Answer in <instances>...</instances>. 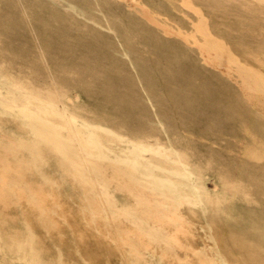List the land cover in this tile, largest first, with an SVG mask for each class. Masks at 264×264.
I'll list each match as a JSON object with an SVG mask.
<instances>
[{
  "label": "rangeland",
  "instance_id": "rangeland-1",
  "mask_svg": "<svg viewBox=\"0 0 264 264\" xmlns=\"http://www.w3.org/2000/svg\"><path fill=\"white\" fill-rule=\"evenodd\" d=\"M1 33L0 78L45 116L37 127L62 131L71 145L82 125L110 148H147L123 146L114 167L96 169L103 163L75 150H49L16 109L0 113L17 126L0 128L12 150L0 154V264H129L128 246L143 264L151 233L140 222L160 242V264H203L189 252L202 250L199 225L211 226L226 256L264 258V170H255L264 169V0H0ZM43 151L56 155L53 168ZM130 165H140L139 183ZM111 192L127 212L102 198Z\"/></svg>",
  "mask_w": 264,
  "mask_h": 264
},
{
  "label": "bare ground",
  "instance_id": "bare-ground-1",
  "mask_svg": "<svg viewBox=\"0 0 264 264\" xmlns=\"http://www.w3.org/2000/svg\"><path fill=\"white\" fill-rule=\"evenodd\" d=\"M7 6V5H6ZM53 17V16H52ZM15 20V19H14ZM16 24V23H15ZM14 25V24H13ZM78 25V24H77ZM205 33V32H204ZM207 33V32H206ZM184 34H186V33H184ZM209 34V33H208ZM2 35V33L0 34V36ZM187 35H189L190 36V34H187ZM207 36V35H206ZM194 37V36H193ZM188 38V37H187ZM208 38H210V36L208 37ZM5 39V38H4ZM7 39V38H6ZM9 40V39H8ZM8 40H6L7 42H8ZM18 40V39H17ZM3 42H5V41H3ZM6 42V43H7ZM25 42V41H24ZM12 43V42H11ZM144 43V42H143ZM4 44V43H3ZM10 44V43H9ZM95 44V43H94ZM2 45V44H1ZM0 45V46H1ZM25 45V44H24ZM217 45V44H216ZM11 46H13V45H11ZM23 46V45H22ZM218 46V45H217ZM220 46V45H219ZM222 46V45H221ZM2 47H6L5 45L4 46H1L0 48H2ZM8 47V46H7ZM216 47V46H215ZM16 48V47H15ZM22 48V47H21ZM220 48V47H219ZM5 49V48H4ZM4 49H1L3 52L6 50H4ZM25 50L27 49L28 50V48H24ZM157 49V48H156ZM216 49V48H215ZM8 50H10L9 49V47H8ZM14 50H16V49H14ZM13 49H12V51H11V53L14 51ZM18 50V49H17ZM16 50V51H17ZM26 50V51H27ZM31 50V49H30ZM222 50H223V52L224 51H227L226 49L224 50V47L222 48ZM229 50V49H228ZM10 51H8V53H10ZM21 51V50H20ZM23 51V50H22ZM18 52V53H23V52ZM29 51V50H28ZM33 51V50H32ZM32 51L30 52V53H32ZM162 51V50H161ZM230 51V50H229ZM15 52V51H14ZM17 52H15V54H16ZM17 53V54H18ZM157 53V52H156ZM2 54V53H1ZM35 54V53H34ZM159 54V53H158ZM220 54H221V51H220ZM4 55H6V54H4ZM12 55V54H11ZM21 55H23V54H21ZM20 55V56H21ZM27 55H28V53H27ZM229 55V54H228ZM233 55V54H232ZM8 55H6V57H7ZM20 56H19V58H20ZM160 56V58H161V55H159ZM5 57V58H6ZM16 57H18V55L16 56ZM23 57V59H24V56H22ZM21 57V58H22ZM35 57V56H34ZM8 58H10V57H7V59ZM26 58H28V57H26ZM25 58V59H26ZM30 58V57H29ZM33 58V57H32ZM235 58V57H234ZM35 59V58H34ZM164 59V58H163ZM238 59V58H237ZM17 60V59H16ZM20 60V59H19ZM36 60V59H35ZM159 60V59H158ZM157 60V61H158ZM160 60H162V59H160ZM22 61V60H21ZM25 61V60H24ZM140 61L141 60H139L137 63L140 65ZM142 61H144L143 59H142ZM141 61V62H142ZM168 61V60H167ZM20 62V61H19ZM26 62V61H25ZM58 62V61H57ZM109 62H111V61H109ZM166 62V61H165ZM16 63H18V62H16ZM20 63H23V61L22 62H20ZM19 63V64H20ZM27 63H29V62H27ZM108 63V62H107ZM106 63V64H107ZM66 64V63H65ZM113 64H114V62H113ZM160 64H161V62H160ZM21 65V64H20ZM26 65V64H25ZM28 65V64H27ZM72 65V64H71ZM117 65V64H116ZM165 65V64H164ZM24 66V65H23ZM51 66V65H50ZM62 66V65H61ZM68 66V65H67ZM73 66V65H72ZM71 66V67H72ZM100 66V65H99ZM102 66H104V65H102ZM110 66H111V64H110ZM118 66H119V64H118ZM169 66V65H168ZM66 67V66H65ZM74 67V66H73ZM101 67V66H100ZM107 67V66H106ZM105 67V68H106ZM109 67V66H108ZM107 67V68H108ZM116 67V66H115ZM139 67V66H138ZM159 67V66H158ZM167 67V66H166ZM196 67V66H195ZM235 67H236V64H235ZM239 67V66H238ZM244 67V66H243ZM25 68H26V66H25ZM92 68H94L95 69V67H92ZM102 68H104V67H102ZM101 68V69H102ZM104 68V69H105ZM106 68V69H107ZM110 68V67H109ZM114 68V67H113ZM112 68V69H113ZM118 68H121V66L120 67H118ZM125 67H123V68H121L122 70L124 69ZM66 69V68H65ZM76 69H77V67H76ZM100 69V70H101ZM105 69V70H106ZM111 69V70H112ZM116 69V68H115ZM115 69H113V70H115ZM166 69V68H165ZM248 69V68H247ZM98 70V69H97ZM103 70V69H102ZM109 70V69H108ZM107 70V71H108ZM111 70H109V72L111 71ZM180 70V69H179ZM178 70V71H179ZM195 70V69H194ZM36 72H37V70H35ZM62 71V70H61ZM80 71V70H79ZM90 71V70H89ZM88 71V72H89ZM91 71H92V73H93V77H94V73H96V70H95V72H93V70L91 69ZM121 71V70H120ZM120 71H118L117 70V72H120ZM164 71V70H163ZM122 72V71H121ZM124 72H125V69H124ZM256 72H258V71H256ZM39 73V72H38ZM37 73V74H38ZM62 73V72H61ZM85 73H86V71H85ZM104 73H106V71L104 72ZM111 73V72H110ZM112 73H113V71H112ZM115 73V72H114ZM153 73V72H152ZM91 74V73H90ZM98 74H101V72H99ZM122 74H124V73H122ZM121 74V75H122ZM203 74V73H202ZM262 74V73H261ZM61 75V74H60ZM59 75V76H60ZM65 75H66V73H65ZM74 75V74H73ZM103 75V74H102ZM102 75H98V76H101V78H102ZM110 75V74H109ZM111 75H113V74H111ZM110 75V76H111ZM121 75H117V76H121ZM69 76H71V75H69ZM91 76H92V74H91ZM96 76H97V73H96ZM97 76V77H98ZM106 76V75H105ZM143 76V75H142ZM141 76V77H142ZM165 76V75H164ZM208 76V75H207ZM2 77V76H1ZM39 77V76H38ZM74 77V76H73ZM108 77V76H107ZM144 77V76H143ZM146 77V76H145ZM85 78V77H84ZM87 78V77H86ZM101 78H99L98 77V79H100L101 80ZM115 78V77H114ZM191 78V77H190ZM2 78H0V113H4V112H11V113H13L14 114V112H12V110L13 109H16L17 110V112H16V114L20 117L19 118V120L20 119H23V124L24 125H26L27 126V128H28V130L33 134V135H36V136H39V137H41V138H43L44 139V141H46L47 143H48V149L49 150H54V152L57 154V155H64V156H67L68 155V152H72V151H76V153L81 157H86V156H89V157H91V158H93L94 160H96V161H98V162H101V163H103V165L101 164V165H97L96 166V169H100V168H102V169H106V167H108V166H112V167H114V163H115V161L116 160H119L120 159V153H119V151H121V150H124L123 149V146L124 147H128V146H130V145H132V147H131V151L134 153V154H137V150H142V149H145V148H147V147H144V146H141V145H137L138 143L137 142H140V141H137L136 143V145H134V144H131V143H127V141H125L126 143H123L122 144V147L121 146H114V147H112V148H110V146H107V145H104L103 144V142H102V137H98L97 136V134H99V133H94L93 131H91L88 127H86V126H80V129H81V133H80V136H77V137H74L73 139H74V141H75V144L74 145H71V144H69V143H67L66 141H67V136L66 135H64V133L62 132V131H57V132H59V134H56L55 132L53 133V131H47V130H42L41 128H39V127H37V124L36 123H34V119H41V118H43V114H41L40 112H38L37 110H32V109H29L28 108V106H23L20 102H23V100H22V95L23 94H21V93H19V92H17V90L16 91H12V88H11V84H10V88H11V91L9 90V89H7V87H6V85L2 82L3 81V79L1 80ZM105 79H106V77H105ZM109 79V78H108ZM120 79V78H119ZM149 79H150V77H149ZM205 79V78H204ZM91 80H93V79H91ZM90 80V81H91ZM97 80V79H96ZM96 80H95V82H96ZM112 80H115V79H112ZM145 80V79H144ZM160 80H162V79H160ZM201 80V79H200ZM5 81V80H4ZM105 81V80H104ZM107 81V80H106ZM111 81V80H110ZM119 81V80H118ZM250 81V80H249ZM257 81V80H256ZM124 82V81H123ZM123 82H122V84H123ZM150 82V81H149ZM152 82V81H151ZM174 82H176L175 80H174ZM240 82V81H239ZM52 83H53V81H52ZM92 83H94V82H92ZM98 83H99V81H98ZM263 83V82H262ZM69 84V83H68ZM81 84V83H80ZM88 84V83H87ZM97 84V83H96ZM110 84H112L111 82H110ZM121 84V83H120ZM152 84V83H151ZM160 84V83H159ZM159 84L157 83L156 85H154L155 87H158L159 88V90H160V87H159ZM205 84V83H204ZM91 85V84H90ZM94 85H95V83H94ZM113 85H114V82H113ZM117 85V84H116ZM116 85H115V87H116ZM145 85V84H144ZM148 85H150V84H148ZM166 85H168L167 83H166ZM166 85H165V87H166ZM17 86V85H16ZM99 86H100V84H99ZM101 86H103V84L101 85ZM104 86H105V84H104ZM110 86V85H109ZM112 86V85H111ZM110 86V88H112ZM152 86H153V84H152ZM193 86H195V85H193ZM208 86V85H207ZM9 87V86H8ZM90 87H92V86H90ZM97 87V85L95 86V88ZM107 87V85L104 87V88H106ZM163 87V86H162ZM201 87V86H200ZM95 88H94V90H95ZM123 88H125L124 86H123ZM149 88V90H152L151 89V87H148ZM93 89V88H92ZM97 89V88H96ZM117 89H119V88H117ZM146 89V88H145ZM156 89V88H155ZM162 89V88H161ZM174 89V88H173ZM207 89V88H206ZM110 90V89H109ZM159 90H156V92L155 93H159L160 91ZM170 90V89H169ZM180 90V89H179ZM211 90V89H210ZM99 91V90H98ZM114 91V90H113ZM128 91V90H127ZM159 91V92H158ZM170 91H172V90H170ZM185 91V90H184ZM208 91V90H207ZM97 92V91H96ZM106 92V91H105ZM174 91H172V93H173ZM23 93V92H22ZM101 93V92H100ZM165 93H167L166 91L164 92V94ZM207 93V92H206ZM205 93V94H206ZM101 94H103V93H101ZM162 92H161V94L159 93V96L161 95V97H162ZM169 94H171V92H169ZM30 95V94H29ZM104 95V94H103ZM114 95V94H113ZM136 95V94H135ZM173 95V94H172ZM177 95V94H176ZM110 95L108 94V97H109ZM116 96H118V95H116ZM127 96V95H126ZM125 96V97H126ZM155 96V95H154ZM153 96V97H154ZM204 96V95H203ZM202 96V97H203ZM99 97H102L101 95L99 96ZM99 97H97V98H99ZM120 97V96H119ZM153 97H151V98H153ZM164 97H165V95H164ZM167 97H169V96H167ZM175 96H173V98H174ZM195 97H197V96H195ZM92 98H94V97H92ZM105 98H106V96H105ZM156 98V97H155ZM95 99V98H94ZM100 99V98H99ZM117 99V98H116ZM157 99V98H156ZM166 99V98H165ZM177 99V98H176ZM97 100V99H96ZM115 100V99H114ZM170 100V99H169ZM90 101V100H89ZM92 101V100H91ZM102 101V100H101ZM100 101V102H101ZM107 101V100H106ZM115 101H117V100H115ZM120 100H118V102H119ZM131 101V100H130ZM200 101H201V99H200ZM95 103H96V101H94ZM97 102H99V101H97ZM204 102V101H203ZM203 102H199V103H203ZM103 103H104V101H103ZM122 103V102H121ZM178 103V102H177ZM181 103V102H180ZM178 104V105H183V104ZM25 104V103H24ZM97 104V103H96ZM99 104V103H98ZM111 104V103H110ZM109 104V105H110ZM122 104H124V103H122ZM176 104V103H175ZM100 105V104H99ZM101 105H102V103H101ZM199 105V104H198ZM197 105V106H198ZM204 105V104H203ZM203 105H202V107H203ZM106 106V105H105ZM108 106V105H107ZM194 106V105H193ZM42 107V106H41ZM104 107V106H103ZM116 107V106H115ZM124 107V106H123ZM182 107V106H181ZM199 107V106H198ZM201 107V106H200ZM36 108V107H35ZM54 108V107H53ZM58 108V107H57ZM57 108H54L55 110H53V111H55V113L57 114V111L58 110H56ZM106 108V107H105ZM122 108V107H121ZM183 108V107H182ZM205 108V107H204ZM38 109V108H37ZM61 109H62V107H61ZM185 109V108H184ZM41 110H42V108H41ZM52 110V109H51ZM63 110V109H62ZM119 110V109H118ZM193 110H194V108H193ZM64 111V110H63ZM178 111V110H177ZM67 111L65 110V113H66ZM54 113V112H53ZM61 113V112H60ZM69 113V112H68ZM59 114V113H58ZM61 114H64V112L63 113H61ZM147 114V113H146ZM182 114V113H181ZM195 114V113H194ZM60 115V114H59ZM65 115H67V113L65 114ZM192 115V114H191ZM175 116V115H174ZM195 116H197V115H195ZM45 117V116H44ZM54 117H55V115H54ZM197 118V117H196ZM6 119V118H5ZM13 119V118H12ZM16 119V118H15ZM63 119H65V118H63ZM10 120V119H9ZM14 120V119H13ZM13 120L11 121V122H13ZM66 120V119H65ZM64 120V121H65ZM72 120V119H71ZM178 120V119H177ZM17 121H18V119H17ZM16 121V122H17ZM59 122H61V120H60V118H59V120H58ZM176 121V120H175ZM19 122H21V121H19ZM178 122V121H177ZM64 123V122H63ZM87 123V122H86ZM15 124V123H14ZM89 124V123H88ZM91 124V123H90ZM67 125V124H66ZM93 125H95V124H93ZM99 126V125H98ZM169 126V125H168ZM170 126H171V124H170ZM175 126H177V125H175ZM17 127V126H16ZM16 127H12L11 126V124H6L5 122H4V119L0 116V128H2L3 130H6V131H8L9 133H15V128ZM173 128V127H172ZM177 128V127H176ZM98 129V128H97ZM168 129V128H167ZM169 130V129H168ZM165 132H166V130H165ZM101 133V132H100ZM169 134H170V132H169ZM172 134V133H171ZM174 135V134H173ZM123 135H121V137H122ZM177 136H178V133H177ZM180 136V135H179ZM126 137V136H125ZM173 137V136H172ZM130 139V136L129 137H127L126 138V140L127 139ZM135 138H137V137H135ZM179 138V137H178ZM178 138H176V140H178ZM182 137L180 136V139H181ZM184 138V137H183ZM183 138H182V140H183ZM131 139H132V137H131ZM171 139H173V138H171ZM175 139V138H174ZM121 140H123V139H121ZM135 140V139H134ZM176 140L174 141L175 143H176ZM181 140V141H182ZM179 142H180V140H179ZM184 142H185V140H183V142H182V144L183 145H185L187 142H188V140H187V142L184 144ZM132 143H134V142H132ZM142 143V142H141ZM188 144V143H187ZM145 145V144H144ZM179 145H181V143L179 144ZM186 147V146H185ZM189 147V146H188ZM196 147V146H195ZM149 148V147H148ZM196 149V148H195ZM187 150V149H186ZM11 143H0V154H2V153H6L7 154V156H11ZM159 151V150H158ZM44 152V154H48V155H50V157H49V162H50V165H51V163H56L55 162V158H56V155H54V154H50L48 151H43ZM193 152V151H192ZM73 154H75V152L73 153ZM69 157V156H68ZM137 162H139V161H137ZM230 162H232V160L230 161ZM234 162V161H233ZM130 163H132V162H130ZM237 163V162H236ZM235 163V164H236ZM230 164V163H229ZM232 164V163H231ZM239 164H240V162H239ZM242 165H243V162L241 163ZM240 164V166H242ZM238 165V164H237ZM245 165V164H244ZM243 165V166H244ZM250 165H251V163H250ZM131 166V169L134 171V172H136V174L135 175H131V178H132V180L136 183V182H140L142 179H144L143 178V172L140 170V165H130ZM230 166H232V165H230ZM234 166V165H233ZM246 166V165H245ZM51 167L53 168L54 167V165H51ZM235 167V166H234ZM249 167V166H248ZM247 167V168H248ZM244 168H246V167H244ZM250 169H251V166L249 167ZM248 168V169H249ZM229 169H233V168H229ZM236 169V168H235ZM238 169V168H237ZM243 169V168H242ZM253 169V168H252ZM251 169V170H252ZM256 169H262V171H261V173L263 172V168H259V167H256L255 168V170ZM170 170V169H169ZM227 171V170H226ZM233 171V170H232ZM236 171V170H235ZM244 171H246V170H242V172H244ZM253 171H254V169H253ZM259 171V172H260ZM215 172H216V170H215ZM237 172V171H236ZM241 172V173H242ZM248 173H249V171H247ZM246 172V173H247ZM222 173H223V171H222ZM225 173V172H224ZM235 173V172H234ZM245 173V172H244ZM247 173V174H248ZM183 174V173H182ZM231 174V173H230ZM230 174H229V176H230ZM240 173H239V171H238V175H239ZM254 174V173H253ZM252 174V175H253ZM263 174V173H262ZM226 175V174H225ZM234 175V174H233ZM249 175V174H248ZM250 175H251V173H250ZM228 176V175H227ZM240 176V175H239ZM241 176H243V175H241ZM245 176H247V175H245ZM245 176H243V177H245ZM256 176V175H255ZM238 177V176H237ZM242 177V178H243ZM248 177V176H247ZM250 177V176H249ZM253 177V176H252ZM258 177V176H257ZM261 177V176H260ZM224 178V177H223ZM227 178H229V179H231V177H227ZM241 178V177H240ZM251 178V177H250ZM260 179V178H259ZM228 180V179H227ZM245 180H248V179H245ZM244 180V181H245ZM251 180V179H250ZM252 180H253V178H252ZM262 180V179H261ZM243 181V180H242ZM253 181H255V178H254V180ZM259 182V181H258ZM247 183V182H246ZM254 183V182H253ZM255 183H257V182H255ZM254 183V185H256ZM162 184H164V182L162 183ZM259 184V183H258ZM49 185V184H48ZM44 186H46V185H42V187L43 188H46V187H44ZM237 186V185H236ZM235 186V188L236 189H239V188H237ZM261 186H263V185H261ZM253 187V186H252ZM251 187V188H252ZM264 187V186H263ZM234 188V187H233ZM246 188V187H245ZM48 189H51V188H48ZM238 191V190H237ZM241 191V190H240ZM262 191V190H261ZM236 192V191H235ZM243 192V191H242ZM241 192V193H242ZM264 192V191H263ZM244 193V192H243ZM248 192H246V194H247ZM238 194H240V193H238ZM250 194V193H249ZM242 194H240V196H241ZM245 195V194H244ZM248 195V194H247ZM252 195V194H251ZM0 196H2L3 197V194H2V190H1V188H0ZM178 197V196H177ZM242 197V196H241ZM240 197V198H241ZM244 197V196H243ZM247 197H249V196H247ZM263 197V196H262ZM262 197H260L261 199H262ZM102 198H104L105 200H106V202H108L110 205L109 206H115V204H116V202H118L121 206H122V208L124 209V210H126V212H127V210H128V203H127V201L124 199V198H121V197H117L113 192H111V193H105L104 194V196L102 197ZM174 198V197H173ZM179 198V197H178ZM251 198H252V196H251ZM239 199V198H238ZM242 199V198H241ZM245 200H246V198H245ZM249 200H250V198H249ZM248 200V201H249ZM255 200H256V198H255ZM254 200V201H255ZM116 201V202H115ZM238 201H240V200H238ZM247 201V202H248ZM250 201H252V200H250ZM249 201V202H250ZM253 201V202H254ZM260 201V200H259ZM241 203V202H240ZM239 204V203H238ZM250 204V203H249ZM255 204V203H254ZM117 205V204H116ZM234 205H236V203L234 204ZM240 205V204H239ZM244 205V204H243ZM248 205V204H247ZM258 205H262V204H260V203H258ZM241 207H242V205H240ZM240 206H238V207H240ZM240 207V208H241ZM244 207H245V205H244ZM243 207V208H244ZM260 207H262V206H260ZM239 208V209H240ZM246 208V207H245ZM256 208V207H255ZM254 207H253V209H255ZM258 208V207H257ZM253 209L250 207V210H252L253 211ZM260 209V208H259ZM263 209V208H262ZM175 211L176 210V207L175 206H172V209H171V211ZM264 210V209H263ZM172 211V212H173ZM205 211V210H204ZM249 211V210H248ZM261 211V210H260ZM255 212V211H254ZM258 212V211H257ZM225 213V212H224ZM243 213H244V211H243ZM129 214H131V215H133V213L132 212H129ZM221 214V213H220ZM251 214V213H250ZM254 214V213H253ZM258 214H259V212H258ZM257 213H256V215H258ZM261 214H262V212H261ZM223 215V214H222ZM221 215V216H222ZM255 215V214H254ZM134 216V215H133ZM185 217H186V215H185ZM260 217V216H259ZM264 217V216H263ZM262 217V218H263ZM136 218V217H135ZM256 218V217H255ZM261 218V217H260ZM137 220V219H136ZM224 220V219H223ZM250 220V219H249ZM260 221H261V219H260ZM30 222V220H29V216H28V214L26 213V212H24V211H21L20 209H19V219H18V223H19V225L21 226V227H25V225H26V223H29ZM140 222V221H139ZM140 224H141V229H142V231H143V235L145 234V235H147V233H151V234H149V235H151V237H150V239H151V244H150V246H149V248L147 249L148 250V253H147V255H146V257L143 259L144 260V262L145 263H143V264H160V262L163 260V257H162V251H161V249H160V242L153 236V234H154V232H153V229H151V228H149L145 223H142V222H140ZM250 224V223H249ZM262 224V223H261ZM244 226V225H243ZM262 226V225H261ZM260 226V227H261ZM264 226V225H263ZM210 228H211V226L210 225H199V227H197V229H199L200 231L202 230V232L200 233L201 235H199L198 234V232L196 233V236H197V238H199V240H200V242H201V246H202V250H193V249H191L189 252L191 253V254H197V257H198V260L200 261V262H202L203 264H236L237 262H239V261H241V262H243L244 263V261H252V260H258L259 262L260 261H262L263 262V264H264V258L263 257H258L257 255V258L256 257H254L255 255H253V257H254V259L252 258V257H250V256H248V254H250V253H247V252H244V253H238L237 252V254H235V255H225V252H223L222 250H220V248L218 247V245H217V242H216V240H215V236L213 235V234H211L209 231H210ZM196 229V230H197ZM264 230H262V232H263ZM144 235V237H146ZM146 238H148V237H146ZM124 242V241H123ZM129 245V244H128ZM222 245H224V244H222ZM250 245V244H249ZM125 247V246H124ZM129 248H127L126 249V253H127V255H128V260L130 261V263L129 264H140L139 262H138V260H140V258L137 256L135 259L133 258V256L135 257V255H134V251H133V249H131L130 248V246H128ZM186 248H188V246H186ZM258 250H260V249H258ZM264 250V249H263ZM262 250V251H263ZM235 251V250H234ZM105 252V251H104ZM236 252V251H235ZM243 252V251H242ZM129 253V254H128ZM136 253V252H135ZM258 253V252H257ZM130 254H133V256H131ZM138 254H140V253H138ZM251 254H253V253H251ZM250 254V255H251ZM137 255V254H136ZM144 255V254H143ZM241 257H240V256ZM145 256V255H144ZM264 256V255H263ZM139 258V259H138ZM142 260V259H141ZM186 261V259H183L182 260V262L181 263H183V262H185ZM143 262V261H142ZM141 262V263H142ZM236 262V263H235ZM165 263V262H164ZM246 263V262H245ZM244 263V264H245ZM163 264V263H162ZM187 264V263H186ZM201 264V263H200ZM247 264H249V263H247Z\"/></svg>",
  "mask_w": 264,
  "mask_h": 264
}]
</instances>
